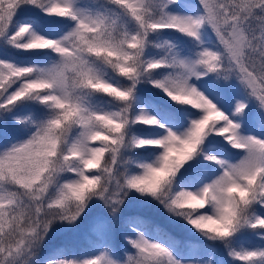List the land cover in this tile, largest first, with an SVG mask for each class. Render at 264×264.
<instances>
[{
    "label": "snow or ice",
    "instance_id": "6c2138e0",
    "mask_svg": "<svg viewBox=\"0 0 264 264\" xmlns=\"http://www.w3.org/2000/svg\"><path fill=\"white\" fill-rule=\"evenodd\" d=\"M0 264H264V0H0Z\"/></svg>",
    "mask_w": 264,
    "mask_h": 264
},
{
    "label": "trees",
    "instance_id": "16d2710c",
    "mask_svg": "<svg viewBox=\"0 0 264 264\" xmlns=\"http://www.w3.org/2000/svg\"><path fill=\"white\" fill-rule=\"evenodd\" d=\"M178 235H180V237L183 238V234H178Z\"/></svg>",
    "mask_w": 264,
    "mask_h": 264
}]
</instances>
